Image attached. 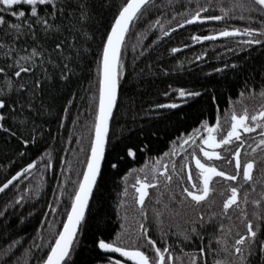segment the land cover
Returning a JSON list of instances; mask_svg holds the SVG:
<instances>
[{
	"label": "trees",
	"instance_id": "obj_1",
	"mask_svg": "<svg viewBox=\"0 0 264 264\" xmlns=\"http://www.w3.org/2000/svg\"><path fill=\"white\" fill-rule=\"evenodd\" d=\"M87 2L91 10L94 30L98 33L96 40L98 43L99 33L110 25L119 7L126 0H87ZM234 2H243L246 7L230 12L220 21H197L182 24L179 28L175 27L188 18L197 4L203 6L206 3H218L230 8ZM248 3L249 0H150L143 7L139 17L132 22L126 34L125 46L122 48L121 58L126 70L121 77L118 102L111 121V133L117 138L121 136L136 138L140 132H143L149 149L138 153L135 160L126 159L118 169L104 165L103 174L99 177L90 200L87 226L80 233L82 240L79 254L73 257L76 264H95L96 259L106 258L107 254L94 248V236L104 235L106 238H111L120 230L122 222L128 229L124 239L131 243L128 237L134 235L133 230L138 229L139 221L143 219L139 212L140 206L135 203L136 194L132 185L135 184L137 175L148 176L150 182L148 170L157 163L156 157L172 149L180 153L178 156L170 155L166 158L172 180L166 182L160 175L159 185L149 187V194L144 204L147 215L144 223L149 228V234L157 240L158 246H163L167 242L172 246L175 255H180L183 251L185 254L182 259L187 264L189 259L187 253L199 248L202 243L207 244L205 233L219 234L218 221H222L225 225L223 231L229 246L234 243V238L245 230L240 209L233 207L228 213L232 217L231 221L217 216L210 224L206 222L199 236L192 234L190 241L178 235L180 232H189L193 220L199 226L198 213L203 212L205 217L211 212L219 213L222 210V201L228 192L223 178L213 177L210 186L215 188V191L206 201L199 205L189 201L181 203L182 189L190 187V183L187 182L189 169L193 172L194 180L198 181V177L194 161L189 160V167H182V160L192 151L191 142L189 141L184 152H180V147L174 145L172 141H178L181 133L187 134L192 129L200 127L201 120L215 123L217 112L221 118L222 132L216 135L222 138L231 123V114L229 112L226 115L225 109L234 107L239 113L247 107L251 113L264 105V98L261 96H248V92L252 89L258 93L260 86L264 84V45L243 44V41L249 39L246 34L209 42L192 39L193 34L207 36L211 31L221 30L224 27L264 26L261 24V21H264V12L257 10L250 12L247 8ZM256 7L259 9V5ZM203 14L215 16L220 15L221 12L219 7H213ZM250 15L253 17L251 20L248 19ZM10 19L14 21V18ZM169 28L173 31L168 32ZM162 30L167 34L161 35ZM3 38V29H0V39ZM256 38L259 39V35ZM91 47L92 52L86 55L80 69L67 84L56 78L45 84L42 96L47 110L39 115L32 114L34 124L32 121L23 125L19 121L11 123L13 131L17 132L15 136L0 130V183L10 179L31 160L41 157L38 164L30 170L31 175L28 171L22 173L7 189L0 191V213H3L0 215V259L3 258V250L13 240L16 241V245L8 253L11 257L9 264H36V259L45 255V252L37 251L33 247L34 238L37 244L41 243V237L47 241L50 235L47 222L53 221L54 226L60 228L61 221L66 218L73 181L77 179L78 170L82 166L81 161L86 155V151L81 149L86 150L88 147V129L93 119L94 102L89 94L94 91L97 75L95 43ZM173 47L178 51L171 52L170 49ZM201 53L205 55L197 60L196 57ZM6 60L10 61L11 58L0 55V67L5 66ZM215 69L221 70L214 71ZM9 75H12L11 72ZM12 79L19 78L12 76ZM25 79L31 80V77L25 76ZM89 81H93V84L90 85ZM3 83V76H0V85ZM248 85H251L252 89L248 88ZM169 86L172 91H169ZM181 87L201 91V95L188 98L175 109L160 110L152 107L154 104L162 105L167 100L175 101L177 98L175 90ZM241 91L245 93L242 102L237 101ZM164 92H169L168 97H164ZM213 96L217 98L215 101L212 100ZM229 98L236 101L234 105L229 103ZM69 99L72 100L70 105L67 104ZM66 105L67 113L64 111ZM258 131L260 129L252 133L242 132L243 142H246L241 152L242 159L246 158L245 153L247 158L261 155L259 148L256 153L252 152V146L258 143L259 137L256 134ZM204 133L201 131L200 136L202 137ZM21 135L29 140V144L22 143ZM77 137L80 139L78 140ZM197 140L199 141V137ZM240 143L234 141L231 145L219 146L216 150L221 151L222 155L219 158H212V161L204 157L198 149L197 154L206 163L212 162L221 170L235 172L234 158L231 161L228 158L230 152ZM225 147L230 151H225ZM46 150L51 152V166L42 167L41 165L49 162L48 156L44 155ZM173 162L176 165L175 172H172ZM69 164L72 165L70 169ZM141 167H144L145 171L133 172L125 182L123 177L129 169ZM262 173H264V164L258 162L253 170L257 188L255 192L250 193L248 218L255 219L251 217L254 206L250 201L259 198L261 189L259 181L264 179ZM66 179L64 194L61 196L60 185ZM228 183L233 186L242 183V174L237 181ZM126 185L127 194H124ZM243 191L244 187L241 188V194ZM173 196L175 200L172 199ZM16 197L21 199L17 200ZM121 199L126 203L120 204ZM49 204L56 207L57 212L53 213ZM243 208L244 204L241 202V209ZM154 209L161 213L162 223L159 225L156 223ZM125 214H127L126 221H124ZM229 228L231 232L228 231ZM160 229L167 234L166 241L161 239ZM201 236L205 237L203 241L200 239ZM177 239L180 240V244L176 243ZM260 239H264V233L261 234ZM212 246L216 247L214 240ZM29 249L31 252L28 251ZM149 255H152L151 251ZM222 258L232 260L227 253H224ZM207 259L208 264H211L213 257L209 255ZM251 260L252 264H264V259L258 252L251 257Z\"/></svg>",
	"mask_w": 264,
	"mask_h": 264
},
{
	"label": "snow or ice",
	"instance_id": "obj_2",
	"mask_svg": "<svg viewBox=\"0 0 264 264\" xmlns=\"http://www.w3.org/2000/svg\"><path fill=\"white\" fill-rule=\"evenodd\" d=\"M148 0H126L122 3L115 14L110 25L99 33V42L96 43L98 33L94 30L92 16L87 0H0V29H3V39H0V55L11 60H6L5 66L0 67V76H3L4 83L0 85V130L6 131L11 136L17 135L10 126L11 123L19 121L21 125L27 124L32 120V114L39 115L46 111L43 103L42 93L45 91V84L54 78L60 82L67 84L80 69L81 63L89 52H92V45L95 43L96 50L94 52L96 64V79L94 82V91L91 92L90 99L94 102L93 119L90 122L89 142L85 159L81 161V168L78 170V177L73 181V188L70 194V207L66 210V218L61 221L62 227L56 228L53 221H48L50 235L45 241L41 237V243L33 241V247L37 250H44L45 255L36 259V264H76L75 255L79 254L81 230L85 229L88 223V215L90 212V199L93 197V190L98 184V177L103 174L104 165L111 169H118L120 165L128 158L135 160L138 153L149 149L144 133L140 132L136 138L115 137L111 133V120L114 116L113 109L117 106L119 90L121 88V77L124 75L126 65L122 60V48L125 46L126 34L129 32L130 23L139 17L143 7L146 6ZM259 5V9H257ZM213 7L220 8V15L209 16L203 14L206 10ZM246 5L243 2H234L231 7H225L223 4L206 3L203 6L196 5V9L189 13L188 18L182 20L181 23L175 25L176 28L182 24H190L197 21L215 20L220 21L227 17L230 12L236 9H243ZM248 10L264 12V0H249L247 4ZM175 15V14H174ZM10 18H14L10 19ZM241 15V19H243ZM249 20L253 19L250 15ZM264 25V21H261ZM155 27V25H152ZM173 29L169 28L168 32ZM167 33L161 31V35ZM239 34L249 36L247 41H243L246 45H264V26L262 27H224L221 30H213L207 36L193 34V41H204L207 39H215L216 37H229ZM139 35V34H138ZM259 35V39L256 36ZM155 43V41L153 42ZM22 45V47H21ZM186 47V45H182ZM171 52H177L178 49L173 47ZM201 53L196 59H201ZM227 67V66H223ZM215 69L214 71H220ZM11 72V76L9 75ZM12 76L19 78L12 79ZM30 76L31 80L25 79ZM90 85L93 81H89ZM248 88L252 89L251 85ZM169 91H172L169 86ZM75 95V93H73ZM164 97H168L169 92L163 93ZM175 95L180 99L178 101L167 100L162 105H152L153 108H172L178 107V104L185 102L186 98L199 97L201 91L188 90L183 87L175 90ZM256 95L264 98V84L260 86L257 93L255 89L248 92V96ZM245 97L244 91L239 93L237 101L242 102ZM215 96L212 100H216ZM236 101L229 98V103L234 105ZM67 104H72L69 99ZM219 106H217L218 108ZM67 113V105L64 109ZM231 114L230 127L222 138H217L216 133L222 132L221 118L219 112L216 115V122L209 123L207 120L200 121V127L192 129L191 132L181 133L178 141L172 143L180 147V152H184L189 141L192 145V151L189 156L182 160V167H189V160L195 162L196 176L198 181L194 180L193 172L189 169L187 174V182L190 187H184L181 191L182 200L189 201L199 205L206 201L215 188L210 186L213 177L223 178L227 184L226 198L222 201V210L219 213L211 212L205 217L203 212L198 213L197 219L200 221L199 226L196 221H191L189 232H180L184 240L190 241L192 234L200 235V230L208 222L209 224L217 216L225 217L231 221L232 217L228 215L230 208L240 209V217L245 223V230L234 238V243L229 246L228 239L224 234L225 225L222 221H218L217 232L219 234H207V244L202 243L197 249L191 250L188 254L187 264H208L207 257L211 255L213 259L211 264H252L251 257L258 252L260 257L264 259V239H260L264 233V179L260 180L259 198L251 199L254 206L251 210V217L248 218V203L250 193L255 192L257 183L254 181L253 170L257 163L264 164V105L258 110L251 113L245 107L239 113L234 107L225 109V114ZM256 132L259 137L258 143L252 146V152L256 153L259 148L261 155L255 158L242 159L241 152L244 147L242 132ZM19 131V129H17ZM34 131V129H33ZM201 131L206 135L200 136ZM199 137V141L197 140ZM22 143L29 144L28 139L20 136ZM79 140L80 138L77 137ZM234 141L241 142L234 151L230 152L229 161L234 158L235 172L221 170L215 163L204 162L197 154L203 153L209 161L212 158L221 157V151L216 149L221 146L231 145ZM205 145L208 147L206 148ZM225 151H230L225 147ZM44 155L48 156L49 162L42 167L51 166V152L45 151ZM178 156L180 153L174 149L156 157V164H153L148 170L150 173V182L148 176H136V182L132 185L135 190V203L140 206L139 212L143 217L139 221L138 229H134V235L128 237L131 243H128L124 237L128 229L124 223H121L120 230L116 231L111 238L104 235L94 236L93 245L95 249L111 251L121 254V258L115 255H108L106 258L96 259L95 264H126L124 258L128 259V264H185L182 259L183 251L180 255H175L172 246L167 242L163 246H158L157 240L153 239L149 234V228L145 226L144 221L147 220L145 213V198L148 196L150 186H156L160 183V175L164 181L170 182L172 174L169 172L168 156ZM37 159L31 160L25 167L20 168L7 179L4 183H0V191L7 189L13 181L20 177L22 173L30 170L38 164ZM71 164L68 165L70 169ZM242 170V172H241ZM143 172L144 167L140 169H129L125 173L123 179L133 172ZM176 171L175 162L172 163V172ZM242 174V183L233 186L229 181H237ZM179 175V173H177ZM264 175V173H262ZM183 179V177H181ZM67 179L60 185L62 196ZM247 185V187H245ZM244 191L241 194V188ZM39 193H37L38 195ZM127 194V185L124 190ZM224 194V190H221ZM17 200L21 199L16 197ZM175 200V196L172 197ZM59 201H57L58 203ZM241 202L244 208L241 209ZM126 201L120 200V204ZM119 208V205L117 206ZM49 208L53 213L57 212V208L49 204ZM156 223H162L160 220L161 213L154 209ZM3 215V213H0ZM23 219V218H21ZM127 220L125 214L124 221ZM231 232V228L228 229ZM51 233H54L52 235ZM161 239L166 241L167 234L160 229ZM201 236V241L204 240ZM216 242V247L212 246V241ZM177 244L180 240L177 239ZM16 245L13 240L2 252L0 264H9L11 257L8 255L12 247ZM31 252V249L28 250ZM149 251L152 255H149ZM224 253L229 254L232 260L222 258Z\"/></svg>",
	"mask_w": 264,
	"mask_h": 264
},
{
	"label": "water",
	"instance_id": "obj_3",
	"mask_svg": "<svg viewBox=\"0 0 264 264\" xmlns=\"http://www.w3.org/2000/svg\"><path fill=\"white\" fill-rule=\"evenodd\" d=\"M150 0H148V2H149ZM133 22V21H132ZM132 22L130 23V26H131V24H132ZM222 38H225V37H216L215 39H212V38H210V39H207V40H204V41H201V42H209V41H215V40H219V39H222ZM158 109H170V108H158ZM114 110H115V108L113 109V112H114ZM112 121V120H111ZM98 179H99V177H98ZM96 188V187H95ZM95 188H94V190H93V193H94V191H95ZM91 200V199H90ZM103 254H113V255H115V256H117V257H119V258H121V254H119V253H113V252H111L110 250L109 251H107V252H105L104 250H100ZM125 259V261H128V259L129 258H124Z\"/></svg>",
	"mask_w": 264,
	"mask_h": 264
},
{
	"label": "bare ground",
	"instance_id": "obj_4",
	"mask_svg": "<svg viewBox=\"0 0 264 264\" xmlns=\"http://www.w3.org/2000/svg\"><path fill=\"white\" fill-rule=\"evenodd\" d=\"M180 98L177 96L176 100L175 101H178ZM188 98L185 99V101H187ZM183 104V103H182ZM182 104H178V106L182 105ZM171 109V108H170ZM162 110V109H160Z\"/></svg>",
	"mask_w": 264,
	"mask_h": 264
},
{
	"label": "flooded vegetation",
	"instance_id": "obj_5",
	"mask_svg": "<svg viewBox=\"0 0 264 264\" xmlns=\"http://www.w3.org/2000/svg\"><path fill=\"white\" fill-rule=\"evenodd\" d=\"M212 181H213V180H212ZM212 181H210V183H211ZM108 255H113V254H107V256H108ZM107 256H106V257H107ZM116 257H117V256H116ZM117 258L119 259V257H117ZM126 264H128V261H126Z\"/></svg>",
	"mask_w": 264,
	"mask_h": 264
},
{
	"label": "rangeland",
	"instance_id": "obj_6",
	"mask_svg": "<svg viewBox=\"0 0 264 264\" xmlns=\"http://www.w3.org/2000/svg\"><path fill=\"white\" fill-rule=\"evenodd\" d=\"M219 134H221V133H219ZM204 135H206V133H204L203 136H204ZM217 137L219 138V135H217ZM220 137H221V136H220ZM205 147L207 148L208 146L205 145Z\"/></svg>",
	"mask_w": 264,
	"mask_h": 264
}]
</instances>
